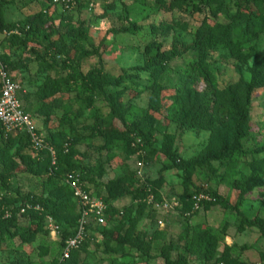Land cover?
Returning a JSON list of instances; mask_svg holds the SVG:
<instances>
[{
  "label": "rangeland",
  "instance_id": "rangeland-1",
  "mask_svg": "<svg viewBox=\"0 0 264 264\" xmlns=\"http://www.w3.org/2000/svg\"><path fill=\"white\" fill-rule=\"evenodd\" d=\"M51 4L3 0L4 23L25 28L2 30L0 64L27 93L22 107L53 154L17 145L9 150L0 137V264L59 261L64 217L50 205L67 206L65 215L75 217L61 182L68 172L92 197L108 199L110 211L100 229H105L103 235L92 233L67 264H164L165 258L174 264H264V90L253 96L250 136L240 141L233 159L210 154V132L177 124V108L171 102L180 94L176 87L210 102L217 90L239 80L249 82L252 59L244 66L217 50L208 57L212 77L191 73L190 63L197 58L185 49L205 14L212 25L209 10L168 13L152 0ZM43 11L46 15L39 20ZM31 21L45 23L44 35L29 30ZM132 25L138 29L135 35L126 32ZM155 42L161 57L150 63L145 49ZM250 47L261 57L264 35L245 44L243 51ZM159 59L164 60L158 67L159 108L151 107L150 91L139 89L127 96L132 101L125 124L112 118L102 94L119 78L126 85L132 80L149 89V67ZM88 75L97 79L101 90H92ZM46 77L61 92L41 104L35 93ZM105 79L109 85H104ZM175 163L194 167L191 175L177 170ZM200 192L210 200L196 208L190 198ZM25 197L41 204L30 206L23 202ZM22 207L38 217L31 220L16 212ZM5 211L10 217L15 213L10 226L3 224L9 219L2 217ZM35 228L40 230L32 235ZM193 228L215 238L213 256L190 246L186 235L190 237ZM104 233L109 235L106 240Z\"/></svg>",
  "mask_w": 264,
  "mask_h": 264
},
{
  "label": "trees",
  "instance_id": "trees-1",
  "mask_svg": "<svg viewBox=\"0 0 264 264\" xmlns=\"http://www.w3.org/2000/svg\"><path fill=\"white\" fill-rule=\"evenodd\" d=\"M152 1L160 5L164 11L168 13L173 11L185 12V10L189 8L194 13H200L207 10L211 12L210 14L213 17L212 25H208V17L205 14L204 19L201 21L194 33L192 44L185 49V51H193L197 58L190 63V71L192 74L199 75L203 73L208 77H212L211 63L208 57L211 53L217 50H222L228 53L234 61L244 66L252 59L253 62L249 68V82L246 83L239 80L233 85H230L222 90H217L210 102H205L201 95L187 89L186 87H176L175 90H180V94L177 93L173 96V98H171L172 108H177V124L196 132H210V154L216 155L217 159L221 157L229 159L236 158L239 154L238 150L240 147V141L246 140L250 136V110L253 96L258 90H264V54L258 58L259 53L255 47H250L246 52L243 51L245 44L256 41L264 35V0H170L168 4H166L164 0ZM50 3H52L51 0ZM2 6L3 0H0V33L4 29L7 31L18 30L23 32L25 26L17 24L6 25L4 23L1 13ZM213 7L214 9L211 10ZM45 15L46 12L43 11L37 16V18L40 20ZM217 17H220V20H218ZM37 24L38 25H34V22L31 21L28 22L27 26H29V30L32 31L33 34L38 33L44 35L45 29L43 26L45 23L40 21ZM180 27L186 29V26L184 25H180ZM137 30L138 29L135 25H132V27L126 32L135 35ZM160 48L161 46L157 42L146 47L145 52L150 57V63L161 57L159 55ZM154 49L156 52L155 56L152 57L151 52H153ZM162 61L164 60L159 59L157 60V63L154 62V65L149 67V79L151 78L149 89H142V86H137L132 80L129 81V85H126L124 84L125 80L123 81V79L119 78L116 83L111 86L112 90L102 94L109 108V115L112 118L125 124L124 119L131 110L132 101V98L128 99L127 96L130 92L138 94L140 92L139 89L143 91H150L151 107H154V110L159 108L158 103H160L162 87L158 81L161 78L160 75L162 73V68H159L162 66ZM163 67H165V65H163ZM107 79L109 80L108 77ZM107 79L104 80V85L110 84ZM86 81L92 82V90H101L102 86L96 85L97 79H93V76L88 75V77H86ZM21 88L23 87L21 86ZM59 92H61V90L57 87L56 83L46 77L45 82L37 89L35 95L40 103L44 104ZM26 98V92L24 94H19L21 106L22 102H24ZM22 110L25 112L23 107ZM0 137L3 141L9 144V150L13 149L16 145L20 146L21 149L23 147L29 148V143L24 134L17 137L4 138L2 132L0 131ZM172 140L173 139H170V142ZM44 152V155H46L47 152ZM45 161L47 160L44 159L42 163ZM175 168L179 171L188 172V176L191 175V172L194 169V167H186L184 165L180 166L179 163H175ZM71 173L72 172H68L66 174ZM65 175L61 179L62 187L65 191H67L73 201L71 206L74 208L75 217L73 215L70 217L65 215L70 211L67 206L61 208L62 205H55L54 203L50 205V207L55 210L56 214L64 217L60 224L64 226L65 230L58 238L60 259L56 264H67L72 260L74 255L78 254L79 250L83 249L82 245L77 251L70 254L68 260H61V250L64 243L66 240L74 236L78 228V220L80 218V210L73 198L72 192L64 184ZM54 176L56 177V174ZM85 191L89 193V191ZM195 194H193L192 197ZM101 200L106 205L105 217L108 218L107 215L110 211V205L108 203L109 200L106 198H102ZM23 202L29 204L30 206H39L41 204L33 202L32 199H29L28 197H25ZM20 209L16 212H19ZM24 215L29 216L31 220H35L38 217L36 212L30 211H27ZM14 217L15 213H13V216L11 215L8 220H4L3 224L10 226V222L14 220ZM244 222L247 226H254V222ZM100 229L101 228L91 226L90 222L87 227L88 238L96 231H100V234L103 235L105 229ZM39 230L40 228H35L29 232L32 235H35ZM106 233H104L105 240L109 238V235ZM87 239L84 243H86ZM186 239H191L189 244L192 247L196 246L197 251H204L205 254L213 256L217 242L215 238L209 234V232H203L200 231L199 228H193L191 229L190 237L187 234ZM31 241L32 239L28 240V242ZM164 264L174 263H171L167 258H165Z\"/></svg>",
  "mask_w": 264,
  "mask_h": 264
},
{
  "label": "built area",
  "instance_id": "built-area-1",
  "mask_svg": "<svg viewBox=\"0 0 264 264\" xmlns=\"http://www.w3.org/2000/svg\"><path fill=\"white\" fill-rule=\"evenodd\" d=\"M53 5H65L66 7L72 0H51ZM1 35V34H0ZM24 94L20 84L12 78L7 69L0 64V131L4 138L17 137L24 134L29 143V149L35 153L47 151L53 154L51 149L45 145L44 137L37 130L33 118L22 110L19 94ZM53 159V158H52ZM139 166H141L139 164ZM64 184L71 190L73 198L80 210L78 228L73 237L65 241L61 250V260H68L70 254L77 251L84 241L88 238L87 227L101 228L105 222L106 205L101 199L92 197L81 186L78 177L71 173L64 177ZM152 199V198H151ZM192 203L197 208L203 202H209V197L204 193L195 194ZM152 204V200L149 201ZM157 207V206H156ZM163 205L162 209H167ZM160 209V208H156ZM27 207H22L19 212L25 214ZM4 219L10 218V214L5 211L2 216ZM158 225L162 226L161 221Z\"/></svg>",
  "mask_w": 264,
  "mask_h": 264
}]
</instances>
